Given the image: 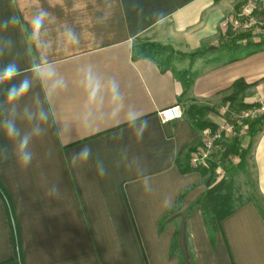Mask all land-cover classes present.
<instances>
[{"label":"crops","instance_id":"crops-1","mask_svg":"<svg viewBox=\"0 0 264 264\" xmlns=\"http://www.w3.org/2000/svg\"><path fill=\"white\" fill-rule=\"evenodd\" d=\"M244 2L0 0V71L13 62L20 69L0 83V123L13 120L24 133L39 124L41 106L49 114L27 167L0 129V150L8 152L0 154V264H264V131L239 141L248 150L243 161L223 159L222 146L212 154L219 166L230 164L226 175L252 183L258 200L224 219L214 244L200 209L192 210L206 187L198 172L181 174L175 163L188 161L210 131L194 130L191 108L204 109L216 127L235 82L248 87L242 103L264 98V50L248 55L242 45L238 55L189 58L225 42L224 26ZM13 16L19 22L3 27ZM144 39L182 55L171 68L195 74L186 93L171 71L133 59ZM24 79L28 92L8 101V88ZM177 104L183 119L162 124L159 112ZM129 107L150 121L143 138L124 119ZM85 144L93 157L74 168L67 154ZM53 185L58 195H49Z\"/></svg>","mask_w":264,"mask_h":264},{"label":"trees","instance_id":"trees-1","mask_svg":"<svg viewBox=\"0 0 264 264\" xmlns=\"http://www.w3.org/2000/svg\"><path fill=\"white\" fill-rule=\"evenodd\" d=\"M223 38L225 42L219 46V52L237 51L241 48L242 45L239 43L243 40H246L245 47L250 50L248 55L264 50V41L253 43L250 40V36L245 33L233 34L228 30L225 32ZM132 51L134 60H148L154 63L161 72L171 71L176 80L182 85L184 93L189 90L195 78V74L190 72H174L172 70L171 61L176 55H182L174 53L169 46H163L144 39L138 40ZM213 52L214 49L204 53L200 52L190 55L189 58L194 59ZM247 88L248 87L243 81L235 82L230 89V94L226 98V101L239 105L243 108V110L247 109L250 105L248 106L242 103L243 93ZM204 113V109L194 110L191 108L188 111V119L192 127L195 131H214L216 127L203 119ZM247 125V134H245L242 138L249 137L251 139L256 134L264 131V116L253 121H249ZM242 138H233L219 144V147H225V151L222 152V157L227 158V156H236L240 159V161H243L248 153V150H243L240 147L239 141ZM195 149L196 148L190 150V153L194 152ZM175 163L181 174H187L192 171L198 172L202 179V183L206 187V192L194 204L192 210L200 209L203 223L206 231L208 232L211 244H214V236L224 219L234 214L247 203L251 201H255L256 203L258 202V200L252 196H247V194L242 191V187L239 186V182L233 180L231 176L226 175L227 170L215 162H210L207 167L198 168L191 167L186 158L183 160L177 158ZM183 195L184 193L178 199V205L180 204ZM0 196H4V192L1 187Z\"/></svg>","mask_w":264,"mask_h":264},{"label":"built area","instance_id":"built-area-1","mask_svg":"<svg viewBox=\"0 0 264 264\" xmlns=\"http://www.w3.org/2000/svg\"><path fill=\"white\" fill-rule=\"evenodd\" d=\"M224 27L233 34H248L253 43L264 41V0H245L240 13L232 22H226ZM239 44L245 45L246 40ZM222 113L228 119L225 118L214 131H206L200 145L189 154L191 167H207L219 144L247 134L248 122L264 116V98L256 99L240 112H232L228 106H224ZM158 116L162 124H167L182 120L184 114L182 107L177 104L159 112Z\"/></svg>","mask_w":264,"mask_h":264},{"label":"clouds","instance_id":"clouds-1","mask_svg":"<svg viewBox=\"0 0 264 264\" xmlns=\"http://www.w3.org/2000/svg\"><path fill=\"white\" fill-rule=\"evenodd\" d=\"M45 13H41L40 15L35 16L32 19V25L35 30H38L42 23V17ZM19 22V18L16 16L11 17L10 19H5L3 23V27L7 28L9 24H16ZM20 69L13 62L9 63L7 66L0 71V83L10 82L14 80L17 75H19ZM31 87V82L28 79L22 80L18 85L12 84L11 87L7 90V99L8 101H15L18 98L24 96L29 88ZM143 113L138 111L134 107H129L127 110L124 119L126 120L130 129L135 131V134L139 138H143V135L146 131H148L150 126V121L142 118ZM37 119L39 124L32 127V129L28 132L21 133L20 129L17 128L16 123L13 120H5L0 123V129L3 130L5 137L7 140L11 141L14 146V151L18 162L22 167H27L32 163L34 153L31 150V144L34 137H38L44 134L45 129L40 125L44 124L49 119L48 111L41 106L37 113ZM123 136V131L117 132L113 134V138H118ZM0 154H2L5 158H7L8 152L7 148H3L0 150ZM93 157V149L90 145L85 144L74 150L71 153L67 154V158L70 164L75 168L81 164L87 163ZM96 165L98 172L101 176L105 175L106 169L104 167L103 161L97 156ZM60 192L58 185H53L49 189V195H58Z\"/></svg>","mask_w":264,"mask_h":264},{"label":"rangeland","instance_id":"rangeland-1","mask_svg":"<svg viewBox=\"0 0 264 264\" xmlns=\"http://www.w3.org/2000/svg\"><path fill=\"white\" fill-rule=\"evenodd\" d=\"M219 46L216 48V49H214V52L213 53H219ZM212 53V54H213ZM241 53V51L240 50H238L237 51V54L236 55H238V54H240ZM234 54V52L233 53H231V55H233ZM225 106H228L229 107V110H231L232 112H240V111H242L243 110V108H241L239 105H237V104H232V103H230V102H227L226 104H225ZM249 106V105H248ZM225 118L226 119H228L227 118V116H225ZM224 118V119H225ZM223 119V120H224ZM222 120V121H223ZM224 159V158H223ZM223 159H221V161L223 160ZM227 161V160H226ZM222 164H223V162H222ZM224 166V168H229L230 167V164L228 163L227 165H223ZM239 186H241L242 188V191H244L246 194H247V196H252L253 198H255V199H257V194H256V191H255V187H254V185L252 184V183H250L249 181H247V182H245V181H239Z\"/></svg>","mask_w":264,"mask_h":264}]
</instances>
